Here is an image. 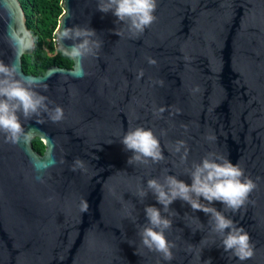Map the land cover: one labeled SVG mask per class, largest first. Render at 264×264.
Here are the masks:
<instances>
[{"label":"water","instance_id":"water-1","mask_svg":"<svg viewBox=\"0 0 264 264\" xmlns=\"http://www.w3.org/2000/svg\"><path fill=\"white\" fill-rule=\"evenodd\" d=\"M98 2L63 0L57 34L90 28L102 47L33 74L23 55L35 46L15 53L9 42L10 32H31L25 10L20 0H0V61L18 65L48 98L47 110L20 114L17 142L0 130V264H264V0H157L140 33ZM57 105L63 116L53 121ZM137 126L153 130L162 159L128 162L121 138ZM180 140L186 158L175 151ZM209 153L256 181L235 213L212 202L249 232L254 255L229 258L209 214L177 199L163 213L174 244L166 261L142 243L145 207H162L147 181L173 174L191 183L188 171Z\"/></svg>","mask_w":264,"mask_h":264},{"label":"clouds","instance_id":"clouds-1","mask_svg":"<svg viewBox=\"0 0 264 264\" xmlns=\"http://www.w3.org/2000/svg\"><path fill=\"white\" fill-rule=\"evenodd\" d=\"M97 7L101 12H111L117 17V22L128 25L129 31L140 33L155 20L157 0H99ZM53 39L59 43L58 52L78 61L102 47V41L96 38L95 30L90 28H64L54 34ZM65 39H71L74 43L65 46L62 43ZM9 42L15 53H19L32 49L36 37L24 29L22 32H10ZM149 63H155V60L150 58ZM47 101L45 95L36 91L34 79L19 75L18 65L0 61V130L8 134L11 142H17L24 132L20 114L28 117L36 114L41 108L47 110ZM62 116L63 108L57 105L50 119L58 121ZM208 139H215V136H209ZM121 143L126 151L132 152L129 163L133 160L156 162L163 158L159 138L151 128H129L122 136ZM182 149V158H186L185 141H177L175 151L179 153ZM74 163L83 166L84 161L77 159ZM188 176L191 183L173 174L165 175L162 180L154 177L147 181V189L151 190L162 207H145L147 226L143 227L140 233L143 245L161 253L166 261L173 259L174 244L166 236V230L171 227L172 221L163 213L168 212L170 205L180 199L194 211L202 210L209 214L212 230L219 234L220 246L229 254V258L235 257L241 262L251 258L255 248L249 232L238 225L231 216L226 215L224 210L213 206L212 202L219 201L223 209H231L235 213L245 205L249 194L257 186L256 181L245 175L238 162L233 163L228 157L213 153L194 163L188 171ZM139 194L144 196L147 192L141 190ZM82 210H87L86 200ZM207 264H211L210 258Z\"/></svg>","mask_w":264,"mask_h":264},{"label":"trees","instance_id":"trees-1","mask_svg":"<svg viewBox=\"0 0 264 264\" xmlns=\"http://www.w3.org/2000/svg\"><path fill=\"white\" fill-rule=\"evenodd\" d=\"M27 17V24L36 37L32 53L23 55V68L27 73L43 74L50 65L71 67L73 59H69L57 51V34L60 18L65 12L63 0H20ZM34 148L40 152L45 144L40 137L33 139Z\"/></svg>","mask_w":264,"mask_h":264}]
</instances>
